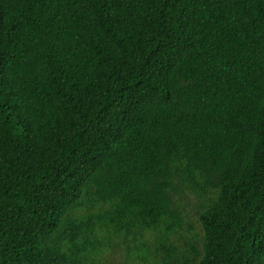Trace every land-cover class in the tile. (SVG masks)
Here are the masks:
<instances>
[{
	"label": "trees",
	"instance_id": "obj_1",
	"mask_svg": "<svg viewBox=\"0 0 264 264\" xmlns=\"http://www.w3.org/2000/svg\"><path fill=\"white\" fill-rule=\"evenodd\" d=\"M0 264H264V0H0Z\"/></svg>",
	"mask_w": 264,
	"mask_h": 264
},
{
	"label": "rangeland",
	"instance_id": "obj_2",
	"mask_svg": "<svg viewBox=\"0 0 264 264\" xmlns=\"http://www.w3.org/2000/svg\"><path fill=\"white\" fill-rule=\"evenodd\" d=\"M192 216L195 219V221L197 222V215H195L194 211H192Z\"/></svg>",
	"mask_w": 264,
	"mask_h": 264
}]
</instances>
